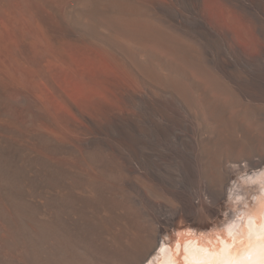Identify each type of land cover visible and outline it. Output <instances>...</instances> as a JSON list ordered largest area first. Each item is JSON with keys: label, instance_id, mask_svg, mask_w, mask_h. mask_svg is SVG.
<instances>
[{"label": "bare ground", "instance_id": "1", "mask_svg": "<svg viewBox=\"0 0 264 264\" xmlns=\"http://www.w3.org/2000/svg\"><path fill=\"white\" fill-rule=\"evenodd\" d=\"M0 264H264V0H0Z\"/></svg>", "mask_w": 264, "mask_h": 264}, {"label": "rangeland", "instance_id": "2", "mask_svg": "<svg viewBox=\"0 0 264 264\" xmlns=\"http://www.w3.org/2000/svg\"><path fill=\"white\" fill-rule=\"evenodd\" d=\"M206 11L208 14V21L214 24H229V19L227 20V13L223 11L220 5L216 3L209 2L206 5ZM248 39L238 38V41L241 42L247 49L248 48Z\"/></svg>", "mask_w": 264, "mask_h": 264}]
</instances>
